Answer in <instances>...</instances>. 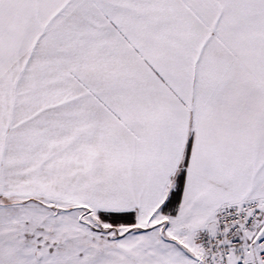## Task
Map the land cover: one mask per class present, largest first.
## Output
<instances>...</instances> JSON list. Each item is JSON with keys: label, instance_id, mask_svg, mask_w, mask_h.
Wrapping results in <instances>:
<instances>
[{"label": "snow or ice", "instance_id": "obj_1", "mask_svg": "<svg viewBox=\"0 0 264 264\" xmlns=\"http://www.w3.org/2000/svg\"><path fill=\"white\" fill-rule=\"evenodd\" d=\"M0 264H264V0H0Z\"/></svg>", "mask_w": 264, "mask_h": 264}]
</instances>
